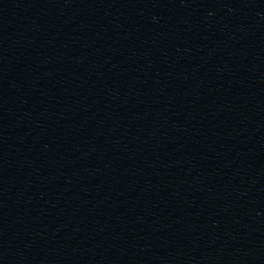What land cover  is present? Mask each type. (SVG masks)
Segmentation results:
<instances>
[{
    "label": "water",
    "instance_id": "water-1",
    "mask_svg": "<svg viewBox=\"0 0 264 264\" xmlns=\"http://www.w3.org/2000/svg\"><path fill=\"white\" fill-rule=\"evenodd\" d=\"M0 264H264V0H0Z\"/></svg>",
    "mask_w": 264,
    "mask_h": 264
}]
</instances>
